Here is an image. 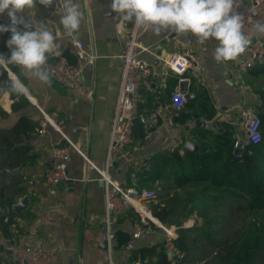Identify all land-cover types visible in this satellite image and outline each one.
I'll return each mask as SVG.
<instances>
[{
    "label": "crops",
    "instance_id": "crops-1",
    "mask_svg": "<svg viewBox=\"0 0 264 264\" xmlns=\"http://www.w3.org/2000/svg\"><path fill=\"white\" fill-rule=\"evenodd\" d=\"M80 3L84 17L78 38L83 39L86 46L97 54L95 63L84 68L81 83L72 85L50 78V83L44 84L23 75L15 65L4 66L9 78L19 77L30 89L31 99L28 98L29 104L14 109L13 103L18 99L12 98L11 93H0V167L6 166L5 159L7 166L19 156L25 159L20 165L10 166L22 167L21 174L15 175L4 189L6 174L0 183V264H16L13 250L18 244L57 250V258L51 264H143L146 261L151 264L157 257L134 259L133 253L153 247L159 251L165 245L162 227L151 221L148 229L133 240L134 247L128 246L134 221L141 216L130 205L121 210L113 222L115 232L127 233L130 239L122 241V236L116 234L111 255L102 246L101 233L107 224L104 181L90 162L99 168L107 167L111 118L120 82L119 54L124 49L131 23L124 22L123 29L117 30L116 23L122 16L110 10V0H80ZM62 14L63 10L45 9L37 4L36 9L22 15L26 19L30 16L37 26L50 21L51 31L61 46L59 56L76 62L78 58L70 48L73 39L64 35L60 24ZM256 17L264 22V12H257ZM9 23L5 13L3 24ZM10 35V32L0 33L3 43L1 53L6 55H10L6 46ZM140 42L144 48L140 57L147 60L154 71L148 81L138 88L140 108L150 116L149 122L143 132H135V141L109 164L108 171L125 186L155 189L157 195L145 201L152 214V204L163 202L177 191L172 187V171L176 165L165 160L164 154L175 150L184 154V146L189 139L198 143L192 134L196 126L218 128L213 119L205 116L189 118L184 123L176 119L182 111H191L186 108L190 99L181 108L174 106L171 93L178 87V79L166 60L175 52L192 55V65L185 72L190 80L186 81L184 90L193 88L196 93L197 88L205 86L216 109V118L231 123L237 134L244 132L242 112L263 103L256 90L264 89V71L254 72L255 67L244 70L241 72V85L237 75L246 52L234 61L216 62L214 50L217 42L210 39L201 45L191 34L172 31L157 34L148 29L142 33ZM59 56H50L49 59ZM261 65L264 68V63ZM258 83L259 86L255 87ZM0 87L5 85L1 83ZM40 109L53 120L63 121V132L85 154L83 156L69 146L68 177L58 185L47 183L43 175L56 161L54 147L68 145V141L50 124L43 131L39 130L43 117ZM156 109L161 113L153 116ZM23 115L30 117L36 127L31 133L18 137L13 128ZM197 120L205 125L197 124ZM4 145L13 149L6 151ZM19 145L26 149L18 151ZM161 173L166 178L154 180ZM17 186L23 188L14 201L26 194L31 197L27 210L22 214L15 213L6 202L13 198ZM178 192L181 193V189ZM189 218L200 222L197 214ZM194 262L199 261L185 264Z\"/></svg>",
    "mask_w": 264,
    "mask_h": 264
},
{
    "label": "trees",
    "instance_id": "trees-1",
    "mask_svg": "<svg viewBox=\"0 0 264 264\" xmlns=\"http://www.w3.org/2000/svg\"><path fill=\"white\" fill-rule=\"evenodd\" d=\"M262 71H264L262 65L254 68V72ZM11 80L6 68L0 67V84L6 86ZM256 92L264 103V89ZM11 96L18 99L13 103L14 109L30 103L25 96L14 93H11ZM186 108L191 111L181 112L179 118H176L180 123L186 122L189 118L205 116L213 119L218 128L214 130L196 126L192 129V134L199 143L197 150H189L184 154L175 150L164 154L165 160H170L176 165L172 171L174 174L172 187L177 191L172 196H167L163 202L152 204V214L164 224H175L173 222L176 220L180 223L194 214L203 218L192 227L175 224L180 226L176 245L185 252V257L179 264L205 261V255L200 254L207 247L203 242L215 247V256L208 260L209 264H264V116H260L261 141L252 146L251 153L244 148H239L240 151L237 152L238 148L235 147L232 137L234 126L216 118V109L205 86L201 85L196 89L195 98L190 99ZM35 127L34 121L23 115L13 131L20 137L23 133H31ZM145 127L138 121L134 132L137 130L143 132ZM17 149L21 152L26 148L19 145ZM24 161L25 159L19 156L9 162L8 166H17ZM4 162L7 166V159ZM3 176L4 171L0 167V183ZM159 177L166 178L161 173L154 180ZM178 189H181V193ZM14 200L9 198L6 202L11 205ZM229 200L238 201L237 206L240 204L238 208L243 210L236 218L234 229L228 231V228L224 229L223 226L214 228V223H220L221 220H215L210 215V209H217L221 205L231 206L230 203H224ZM116 234L122 236V241L130 239L127 233ZM155 249L153 247L135 251L132 256L141 260L157 257L151 264L172 263L173 259L165 245L159 251Z\"/></svg>",
    "mask_w": 264,
    "mask_h": 264
},
{
    "label": "built area",
    "instance_id": "built-area-1",
    "mask_svg": "<svg viewBox=\"0 0 264 264\" xmlns=\"http://www.w3.org/2000/svg\"><path fill=\"white\" fill-rule=\"evenodd\" d=\"M64 0H54L53 8L57 11L63 10L62 4ZM238 11L244 17L243 31L249 35L252 42L245 51L246 56L239 64L238 82L243 84L242 73L244 70L252 69L264 63V37L254 35L252 26L259 21L256 12H264V0H238ZM4 15H0V24H3ZM50 30L52 24L45 21ZM116 27L121 31L124 27V21L119 18ZM147 28H137L131 23L126 34L123 51L119 54L120 82L117 96L114 104L113 115L111 118V134L110 144L107 153V167L99 168L93 162L91 165L99 172L104 181L105 190V216L106 228L101 233V239L107 242V251L111 255L116 241V232L112 227L117 214L127 206H133L141 216L134 221L132 238L128 242L129 247H134L133 240L140 237L147 229L151 221H156L162 227L165 234V246L173 259L171 264H179L185 257V252L181 251L176 245L178 237V228L175 224H164L156 219L150 212V208L145 201H150L156 196L153 188H140L138 186H125L118 180L114 179L108 171L109 164L119 156L125 148L135 141V126L138 121L145 126L148 125L149 115L140 109V98L138 96V88L153 75L154 71L151 64L140 57L141 50H144L140 38ZM71 50L75 53L78 60L72 62L66 56L53 57L48 60L47 68L50 78L61 83H81V77L84 68L87 65H93L97 59V54L89 49L85 41L81 38L73 40L70 45ZM168 67L176 74L178 79V87L171 93L174 106L181 108L188 99L196 96L194 90L187 88L183 90L181 83L189 81V77L185 76L186 70L192 65V55L189 52H175L168 60ZM42 112L39 130L43 131L50 124L52 127L63 134L67 139L68 145H56L53 153L56 158L55 163L44 172V179L47 183L58 185L67 179V165L70 160L69 146L73 147L78 153L85 156L84 152L78 148L63 132L62 122L53 120L46 112ZM160 110L156 109L153 116L160 115ZM243 114V130L244 134L233 133L234 145L236 148H244L251 153L252 146L258 144L262 139L260 130V116L254 115L252 110H244ZM144 209L148 210V214ZM8 221L9 219L6 218ZM196 220L188 218L182 223L183 227H191ZM16 264H51L57 258V250L45 249L42 246L30 244H18L13 250Z\"/></svg>",
    "mask_w": 264,
    "mask_h": 264
},
{
    "label": "clouds",
    "instance_id": "clouds-1",
    "mask_svg": "<svg viewBox=\"0 0 264 264\" xmlns=\"http://www.w3.org/2000/svg\"><path fill=\"white\" fill-rule=\"evenodd\" d=\"M54 6V0H0V15L6 13L10 23L0 24V33L10 32L6 46L10 55L0 53V67L15 65L28 78L50 83L47 63L50 56H59L60 44L49 27L32 23L25 12ZM238 0H110L109 8L119 13L124 22L154 33L172 31L191 34L201 44L215 40L216 62L236 60L252 40L244 29V17L237 9ZM60 24L66 37L76 40L80 34L84 12L80 0H64ZM22 26V27H21ZM254 35L264 36V22L252 26ZM0 93H14L31 99L30 89L17 77L0 87Z\"/></svg>",
    "mask_w": 264,
    "mask_h": 264
},
{
    "label": "water",
    "instance_id": "water-1",
    "mask_svg": "<svg viewBox=\"0 0 264 264\" xmlns=\"http://www.w3.org/2000/svg\"><path fill=\"white\" fill-rule=\"evenodd\" d=\"M254 13L256 14V10L254 11ZM2 41L0 40V47L2 46ZM11 72V71H10ZM53 79V78H52ZM72 85H74L73 83H71ZM181 88L184 90L186 88V81H183L181 83ZM252 113L254 115H258V116H264V103H261L259 105H255L252 109ZM197 124L199 125H205L204 122H201L200 120H197ZM5 149L6 151H9L11 149H13L12 146H5ZM199 147V143H195L193 142L191 139L187 140V142L185 143V146H184V152H187L189 150H197ZM237 152L240 151V149L238 148L236 150ZM2 170L4 171V174H6V178H5V183L3 184V188L4 189L5 187L8 186V184L11 182L12 178L15 176V175H19L22 173V167H16V168H12L10 166H4L2 167ZM23 187L21 186H17L15 191H14V195L12 196L15 200H16V197L18 194L21 193V190H22ZM30 201H31V197L29 194H26L20 198H18L17 201H14L12 202L11 204V207H12V210L17 213V214H22L24 211L27 210L29 204H30ZM112 227L114 228V225H112ZM102 246L107 249V242L105 240H103L102 242ZM149 261H146L144 262L143 264H148Z\"/></svg>",
    "mask_w": 264,
    "mask_h": 264
},
{
    "label": "rangeland",
    "instance_id": "rangeland-1",
    "mask_svg": "<svg viewBox=\"0 0 264 264\" xmlns=\"http://www.w3.org/2000/svg\"><path fill=\"white\" fill-rule=\"evenodd\" d=\"M259 86V83L255 85V87H258ZM244 134V132L240 133V137H242ZM157 195V193H156ZM224 203H230L232 204L231 206H224V205H221L219 208L217 209H210V215L215 219V220H221L219 221L220 223L218 222H215L213 227L214 228H218L220 226H223L224 229L228 228V231L229 230H233L234 229V224H235V221H236V218L239 217V215H241V212L243 210L239 209V205L237 206L238 204V201H235V200H229V201H224ZM197 217L200 219V222L202 221V217L201 216H198ZM184 222V221H183ZM183 222H180L179 221H175L173 223L175 224H178L180 226H182V223ZM196 223V222H195ZM195 225V224H193ZM192 225V226H193ZM191 226V227H192ZM226 226V227H225ZM204 245H206L207 247L205 248V250L201 251L200 254H203L205 255V261H200V262H194V263H190V264H209L208 260H211V258H213L215 256V252H214V249L215 247L213 245H208L206 242H203Z\"/></svg>",
    "mask_w": 264,
    "mask_h": 264
},
{
    "label": "bare ground",
    "instance_id": "bare-ground-1",
    "mask_svg": "<svg viewBox=\"0 0 264 264\" xmlns=\"http://www.w3.org/2000/svg\"><path fill=\"white\" fill-rule=\"evenodd\" d=\"M148 214H150V212L148 211V210H146V209H144Z\"/></svg>",
    "mask_w": 264,
    "mask_h": 264
}]
</instances>
